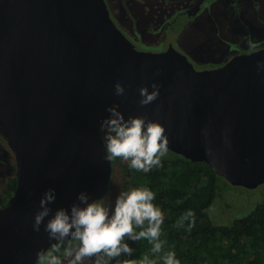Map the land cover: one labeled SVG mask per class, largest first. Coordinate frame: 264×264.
Listing matches in <instances>:
<instances>
[{
    "label": "water",
    "instance_id": "water-1",
    "mask_svg": "<svg viewBox=\"0 0 264 264\" xmlns=\"http://www.w3.org/2000/svg\"><path fill=\"white\" fill-rule=\"evenodd\" d=\"M154 82L158 99L141 107L139 89ZM115 105L125 119L160 123L168 152L228 185L264 184V48L194 71L173 51H136L102 0H0V136L14 178L0 208V264H35L56 243L43 225L33 229L49 188L51 214L70 210L81 191L90 202L103 196L110 161L98 129Z\"/></svg>",
    "mask_w": 264,
    "mask_h": 264
},
{
    "label": "clouds",
    "instance_id": "clouds-1",
    "mask_svg": "<svg viewBox=\"0 0 264 264\" xmlns=\"http://www.w3.org/2000/svg\"><path fill=\"white\" fill-rule=\"evenodd\" d=\"M114 88L115 95H124L125 89L119 82ZM151 88V92L148 87L139 89L141 107L158 99L159 86L154 82ZM118 109L119 105L107 108L109 116L100 124V131L105 133L106 159L121 158L129 161L131 168L144 173L161 166V159L169 150L165 128L146 115L125 119ZM154 199L155 193L149 188H137L121 193L112 206L90 202L89 194L81 191L77 195L78 203H73L70 210L58 208L51 214L49 205L55 202L56 194L55 189L49 188L39 201L33 229L38 232L43 225L49 239L56 243L46 255L38 253L39 259L44 264H86L89 261L110 264L122 254L132 255L134 250L126 240L142 239L153 243L154 253L162 252L160 235L164 217L153 203ZM185 221L189 222V228L194 227V212L188 211L178 223L182 225ZM163 259L164 264H180L174 252L165 253Z\"/></svg>",
    "mask_w": 264,
    "mask_h": 264
},
{
    "label": "trees",
    "instance_id": "trees-1",
    "mask_svg": "<svg viewBox=\"0 0 264 264\" xmlns=\"http://www.w3.org/2000/svg\"><path fill=\"white\" fill-rule=\"evenodd\" d=\"M98 133L106 150L105 133L100 128ZM167 155L162 157L161 166L148 173L131 168L130 162L121 158L109 160L110 164H124L123 173L128 179L122 185L123 193L149 188L155 193L153 203L164 217L160 235L162 252L154 253L153 243L147 239L128 240L134 250L132 255L122 254L110 264H164L167 252H174L180 264H264V184L260 186V206L246 215L244 221H232L228 226L212 225L206 214L215 193L224 190L222 179L202 162L192 163L170 152ZM13 191L14 178L10 177L0 197V208L10 203ZM188 211L195 214V226L191 228L188 221L178 223Z\"/></svg>",
    "mask_w": 264,
    "mask_h": 264
},
{
    "label": "flooded vegetation",
    "instance_id": "flooded-vegetation-1",
    "mask_svg": "<svg viewBox=\"0 0 264 264\" xmlns=\"http://www.w3.org/2000/svg\"><path fill=\"white\" fill-rule=\"evenodd\" d=\"M102 2L112 25L136 51L150 54L173 51L181 55L194 71L219 69L233 58L247 56L264 48V0ZM200 22L203 23L201 28ZM201 29L207 32L201 35ZM167 156L166 153L163 158ZM9 157L0 152V168L10 162L13 164L10 153ZM123 168L122 162L110 164L106 191L94 201L114 206L116 198L123 193L122 186L119 189L115 183V174L120 173L124 183L128 179ZM131 186L134 189L133 184ZM260 204L259 200L241 217L232 220L241 223Z\"/></svg>",
    "mask_w": 264,
    "mask_h": 264
},
{
    "label": "rangeland",
    "instance_id": "rangeland-1",
    "mask_svg": "<svg viewBox=\"0 0 264 264\" xmlns=\"http://www.w3.org/2000/svg\"><path fill=\"white\" fill-rule=\"evenodd\" d=\"M203 25L202 22H200V28ZM206 33L207 30H202L200 34ZM0 152L4 153L7 158L9 157V151L3 141V139L0 136ZM0 197L2 196L5 187H6V181L8 178L13 177V164L10 162V164H4L2 168H0ZM115 172H118L115 169ZM115 183L119 189L122 186L123 180L121 178L120 173L115 174L114 177ZM223 181V180H222ZM222 181H220L221 187L224 188L223 191L216 192L214 199L209 206L207 210V218L209 222L212 225H224L228 226L232 223V220L234 217L239 218L248 209H251L255 203H257L259 200L261 201V191L262 188L260 186L256 187L253 190H241L237 187H231L227 184H224ZM226 183V182H225ZM51 249L48 248L45 252H43L45 255L47 252ZM35 264H44L43 261L38 259V261Z\"/></svg>",
    "mask_w": 264,
    "mask_h": 264
}]
</instances>
